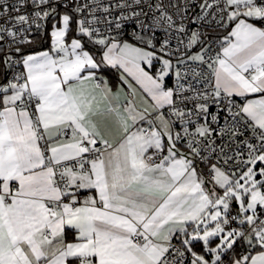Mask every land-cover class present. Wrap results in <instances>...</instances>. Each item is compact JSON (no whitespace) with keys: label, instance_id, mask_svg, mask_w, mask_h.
Segmentation results:
<instances>
[{"label":"snow or ice","instance_id":"1","mask_svg":"<svg viewBox=\"0 0 264 264\" xmlns=\"http://www.w3.org/2000/svg\"><path fill=\"white\" fill-rule=\"evenodd\" d=\"M0 264H264V0H0Z\"/></svg>","mask_w":264,"mask_h":264},{"label":"trees","instance_id":"2","mask_svg":"<svg viewBox=\"0 0 264 264\" xmlns=\"http://www.w3.org/2000/svg\"><path fill=\"white\" fill-rule=\"evenodd\" d=\"M107 78L111 81V80H115L116 79V74L113 72L112 74L108 75Z\"/></svg>","mask_w":264,"mask_h":264},{"label":"crops","instance_id":"3","mask_svg":"<svg viewBox=\"0 0 264 264\" xmlns=\"http://www.w3.org/2000/svg\"><path fill=\"white\" fill-rule=\"evenodd\" d=\"M124 88H125V91H127V86L126 85L124 86ZM121 99L123 100V94L121 95ZM137 102L139 103V97H137ZM101 107H103V105H101Z\"/></svg>","mask_w":264,"mask_h":264}]
</instances>
